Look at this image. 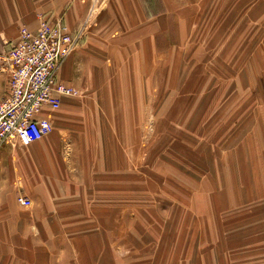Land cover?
I'll return each instance as SVG.
<instances>
[{"label": "crops", "instance_id": "obj_1", "mask_svg": "<svg viewBox=\"0 0 264 264\" xmlns=\"http://www.w3.org/2000/svg\"><path fill=\"white\" fill-rule=\"evenodd\" d=\"M260 5L264 0H0V53L21 26L36 29L41 18L63 19L73 29L88 20L80 49L60 72L81 93L43 107L41 116L52 121L48 135L0 149V264H139L132 252L159 238L144 232L149 223L166 226L173 244L169 257L157 250L150 264H194L189 253L178 254L174 216L165 225L162 208L154 207L155 215L132 220L133 185L140 182L131 168L132 116L140 122L147 115L149 69L162 63L165 20L176 37L171 48L189 50L199 35H259ZM6 91L1 73L0 98ZM20 195L31 204L21 205ZM249 243L256 242L245 241V249L258 252Z\"/></svg>", "mask_w": 264, "mask_h": 264}, {"label": "rangeland", "instance_id": "obj_2", "mask_svg": "<svg viewBox=\"0 0 264 264\" xmlns=\"http://www.w3.org/2000/svg\"><path fill=\"white\" fill-rule=\"evenodd\" d=\"M260 6L259 35H246L247 29L238 37L199 35L189 50L172 49L176 37L172 21L165 20L164 34L158 36L164 51H158L157 60L162 58V63L149 69L147 115L139 117L140 122L132 116L131 168L140 180L133 185L132 220L155 215L154 207L162 208L165 225L174 216L180 225L178 254L189 253L194 264H208L207 259L209 264H264V5ZM240 44L245 49L236 53ZM148 57L150 63V51ZM144 232L159 238L143 251L132 252L138 253L137 263L150 264L157 250L163 249L166 257L173 253L166 226L161 230L149 223ZM245 241H255L249 247L258 252L247 251Z\"/></svg>", "mask_w": 264, "mask_h": 264}, {"label": "built area", "instance_id": "obj_3", "mask_svg": "<svg viewBox=\"0 0 264 264\" xmlns=\"http://www.w3.org/2000/svg\"><path fill=\"white\" fill-rule=\"evenodd\" d=\"M87 27L88 20L73 29L63 19H41L36 29L21 26L15 42L0 53V74L7 78L0 98V149L7 143L27 146L51 132V118L41 116L42 109L58 108L63 96L77 95L60 72L80 49ZM17 201L31 204L23 195Z\"/></svg>", "mask_w": 264, "mask_h": 264}]
</instances>
